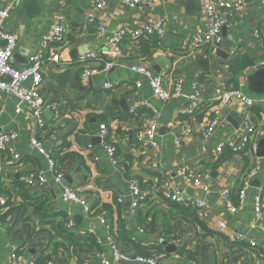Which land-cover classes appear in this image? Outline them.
Returning a JSON list of instances; mask_svg holds the SVG:
<instances>
[{"label": "crops", "instance_id": "crops-1", "mask_svg": "<svg viewBox=\"0 0 264 264\" xmlns=\"http://www.w3.org/2000/svg\"><path fill=\"white\" fill-rule=\"evenodd\" d=\"M97 1L37 0L26 3L18 0L4 22V30L16 37V48L10 60V64L16 68L26 65L29 56L37 51L42 35L54 25L63 24L67 28V43L59 50L61 64L46 65L41 88L43 96L60 106L59 118L52 121L55 111L53 108L45 110L42 117L46 126L39 137L46 150H52L55 157L58 155L61 158L56 159L59 163L63 162L64 181L76 187L90 205L97 204L96 211L111 208L109 219L116 218L114 239L120 250L131 254L133 248V245L130 247L118 239L120 233L130 237V240L133 236L135 241L131 242L134 244L148 235L145 240H149V243L154 241L164 250L159 234L169 223L168 226L172 228L169 242H175L178 247L186 244L184 249L189 253L178 255L176 251L169 254L164 250V254L157 256L161 264H232L236 260H240L242 264H264V211L258 220V226L251 227L255 219L253 197L259 191L264 197V156L254 158L247 151L230 156L229 150L224 148L222 154L214 157L215 146L227 143L231 137L235 138L242 126L241 107L232 103L224 109L221 125L209 140L195 136L181 149H177L173 143V134L185 120L180 112L190 105L187 95L191 82L198 73H201V95L209 99L217 86L226 85L232 79L237 82L245 80L246 75L264 61V46H260L254 35L258 30L264 37V8L260 1L245 0V6L231 26L222 30L218 56L204 51L195 58H185L179 45L185 38L205 31L203 7L199 0H193L186 7V0H164L157 6L144 2L134 8L124 7L120 0H101L104 6L95 11L92 23L87 22L86 13ZM157 18L164 20L165 34L169 36L165 37L163 43L153 47V37L137 41L124 40L123 57L116 61L112 70L87 80L80 78L81 68L76 62L80 55L97 52L108 57L107 42L119 28L133 30L136 26ZM99 29L102 32L96 36ZM167 49L174 52L173 56L166 54ZM240 55L248 57L253 65L234 77L228 71L227 63ZM199 60H206L208 68L199 65ZM135 64L146 65L154 74L166 72V85L172 77L181 76L184 80L182 95L165 104L160 103L152 97L147 78L130 70ZM106 80L116 85L115 90L110 93L103 90ZM136 82L141 83L138 89L135 88ZM258 99L264 100V96ZM142 103L160 110V117L157 119L159 146L155 151H142L135 142L137 126L150 114L148 108L142 107ZM17 105L15 96L0 93V131L18 130L17 139L8 143L6 148L18 155L20 163L15 168H7V177L4 182L0 181V191L9 193L20 191L16 181H23L28 172L46 168L44 160L29 144L32 137L31 110L28 106H21L17 112ZM134 105H139V108L132 117L128 109ZM73 106L80 110H74ZM257 115V119L264 121V112ZM204 119H207V114L200 112L195 114L193 121L201 123ZM101 123H108L110 139L117 148L118 165L109 162L98 136ZM68 154H74V157H67ZM219 157L221 161L217 163ZM187 164H194L196 170L210 172L212 189L208 195H204L200 189L185 185L179 177V169ZM251 164H257L258 168L250 179L251 186L245 193V204L236 215L231 216L219 202L217 193L222 187H228L237 193L244 176V166L247 168ZM45 176L47 184L36 190L35 194L38 197L48 194L51 197L48 203H52L54 213H70L75 223L72 231L81 235L84 222L79 220L80 210L75 205L63 203L60 200L62 188L52 181L51 174L46 173ZM130 177L151 188L161 186L164 180L169 179L173 189L181 193V196L204 199L210 211L209 218H199L193 208L191 209L198 221L180 215L171 216L167 213V204L158 197L152 205L141 208L147 216V222L152 216L156 218L154 231L148 232L149 227L145 230L136 222V218H131L130 196L129 200L126 197V201L121 204L122 208L116 204L118 196L128 194L127 180ZM162 215H165L168 222ZM7 216L5 222L0 219V264H9L12 248L21 246L25 238L21 230L15 236L8 233L7 229L15 212H9ZM217 221L225 223L224 233L217 231ZM95 232L105 243V234L98 224ZM236 233L246 235L247 242L252 241L257 247H240V244H249L229 241V236ZM103 250L104 255L109 258L107 248L103 247ZM33 254L31 250L26 258L30 259ZM69 257L76 260L73 256ZM97 261L100 263L101 259ZM58 262L68 264L69 261L60 257ZM112 262L110 261L111 264Z\"/></svg>", "mask_w": 264, "mask_h": 264}, {"label": "built area", "instance_id": "built-area-1", "mask_svg": "<svg viewBox=\"0 0 264 264\" xmlns=\"http://www.w3.org/2000/svg\"><path fill=\"white\" fill-rule=\"evenodd\" d=\"M18 0H0V93L15 96L18 100L16 111L20 110L21 106H28L31 110V124L30 130L32 137L29 141L30 146L37 152V154L44 160L46 168H38L28 172L23 177V182L32 190H39L44 187L48 180L45 174L52 175V181L62 188L60 193V200L69 205H75L81 212V223L84 222L82 234L92 236L96 244L103 248L106 247L109 253V258L104 255V252L99 255L100 264H161L157 255H139L134 253L122 252L116 244L114 239L116 218L110 220L108 215L103 212L96 211L90 205L86 198L79 193L76 187L64 181L65 174L62 165L58 162L52 150H46L39 139L41 133L44 131L46 123L42 117L45 110L53 108L55 111L52 121L59 118V107L55 101H50L42 95L41 88L44 83L45 67L48 64L60 65L59 50L67 43V28L63 24L54 25L49 31L42 35L37 51L29 56L27 63L23 68H16L10 64V60L16 48V37L8 30H4V22L8 18L11 8ZM164 0H120V3L125 7L134 8L140 3H147L149 5H159ZM203 7V15L205 19V31L199 32L195 35L185 38L179 48L183 51L185 58H195V56L209 52L215 56L220 50L219 43L221 41L222 30L231 26L235 17L242 11L245 6V0H199ZM261 6L264 8V0H259ZM62 3L65 5L64 1ZM104 2L98 0L95 2L89 12L86 13L87 22L92 23L95 18V11L101 9ZM62 9V7H60ZM102 29L96 31L98 36ZM165 22L161 18H157L147 24L136 26L133 30L119 28L108 40V57H104L97 52H89L80 55L77 63L81 68L80 78L87 80L98 74L109 72L116 65V61L123 57L122 44L124 40H139L141 38L153 37L158 40L157 46L164 42L165 39ZM256 39L260 42V46H264V37L258 30L254 32ZM168 50V49H167ZM167 55L173 56L172 51H165ZM264 61L261 63L263 64ZM92 64L93 66H91ZM260 65V64H259ZM258 66V65H257ZM130 70L137 75L147 78L148 86L151 95L154 99L162 104H165L173 98H178L183 92V82L181 76H174L171 78L169 84L164 83V78L167 73L154 74L146 65L135 64L130 67ZM198 73L190 85V92L187 99L190 105L187 109L180 112V116L185 120L180 124L178 130L173 134V143L177 149H181L184 144L193 137H198L202 140H209L218 126L221 125V115L224 109L229 107L232 103H237L243 111V123L232 138L227 143H219L214 148V157L217 158L222 154L224 148H227L232 155H237L242 152H250L253 157L259 149V142L264 139V121L257 119L259 117L253 108L260 106L264 112V100L254 99L244 94L243 89L247 91L246 81H236L233 83H226V85L217 86L214 89L212 96L208 99L201 95L200 77ZM141 83L136 82L135 88H140ZM116 85L110 81H105L103 90L109 93L115 90ZM250 93V92H249ZM251 94V93H250ZM257 96V95H256ZM260 95L259 97H263ZM142 107L148 108L150 114L145 119L141 120L135 131V142L137 147L142 151H155L159 142L157 139L158 123L157 119L160 117V110L150 107L146 103L141 104ZM139 105H134L128 109L130 116H135ZM206 113L207 119L201 123H195L193 118L197 113ZM98 136L100 137L109 162L112 165H118L119 159L116 155L117 148L113 140L110 139V129L108 123L100 124ZM18 137V130H4L0 131V181L4 182L7 177V168L12 169L18 166L20 159L18 155L12 150L7 149L6 145L15 141ZM231 155V156H232ZM97 160V158H94ZM220 160V157L218 158ZM217 160V162H218ZM257 160V159H256ZM244 166L243 178L240 184L239 191L234 193L228 187H222L217 193L218 200L226 209L228 214L234 216L245 204V193L250 188V179L256 173L257 164L249 167ZM179 177L185 185L195 189H200L204 195H208L212 189V179L210 172L203 170H196L194 164L183 165L178 171ZM128 194L126 196H118L117 203L123 204L126 197L129 200L131 218L135 219V211L138 207L147 202L156 201L161 194V197L171 202L180 203L184 206L193 208L197 216L201 219L209 218L210 211L204 199L191 198L189 196L183 197L181 193L175 191L169 179L163 181L162 185L151 188L148 185L140 183L136 178L130 177L127 180ZM13 196L15 195L14 193ZM237 195V204H235L231 195ZM38 195L34 194V198ZM22 202L19 196L12 198L7 197L0 191V217L4 216L7 210L12 206H17ZM253 206L255 219L251 223V227L258 226V220L264 211V197L259 191L253 197ZM66 230L72 231L75 228V223L71 218L70 213L66 215ZM36 229L42 228L36 219H31ZM1 224V223H0ZM96 224H98L105 234V243L97 236L95 232ZM18 228H21L19 225ZM216 228L219 233L226 231V225L223 221L216 222ZM174 237V236H173ZM132 241L135 238L131 237ZM175 241V240H174ZM229 241L246 242L250 248L257 247V244L248 241L246 235L234 234L229 236ZM154 243V242H153ZM168 245H174L177 250L184 248L175 242H166ZM31 251V250H30ZM22 246H14L10 253L9 264H38L37 259L42 256L41 251H34L30 259L26 258V254L30 252ZM49 249L45 254H51ZM57 257L64 258L69 261L68 264H77L76 260L70 259L66 254L59 252ZM194 264V262H192ZM43 264H59L55 256L47 259ZM90 264V262H89ZM232 264H242L240 260H236Z\"/></svg>", "mask_w": 264, "mask_h": 264}, {"label": "trees", "instance_id": "trees-1", "mask_svg": "<svg viewBox=\"0 0 264 264\" xmlns=\"http://www.w3.org/2000/svg\"><path fill=\"white\" fill-rule=\"evenodd\" d=\"M152 42L153 47L158 44V40L156 38H152ZM142 52H145L143 48ZM252 65L253 62L245 55L237 56L227 63L228 71L234 77H236L237 75L239 76L244 70L252 67ZM232 80L233 81L230 83L235 84L236 81L234 79ZM73 109L80 110L76 106H73ZM261 111L263 110L260 106L253 108V112H255L256 114H259V112ZM229 155L231 156L232 154L229 153ZM67 157L73 158L74 154H68ZM56 158L58 160H61L58 155H56ZM220 161L221 159L218 160L217 163H219ZM60 163L63 166V162L60 161ZM215 165H212V167H215ZM16 183L19 184L20 191H16V193H14V196L13 194L5 192L3 190H1V192L9 198L15 197L17 195L22 199V202L17 206H12V203H10L9 211H7L4 216L0 217V219L4 220L3 222H5V218H8L7 213L15 212V217L11 221V225L7 229V231L9 234H12L11 236H15L20 230L24 232L25 238L23 243H21V246L26 248V250L28 251L34 250L36 252H42V256L37 259L38 264H43L52 256H55L56 260L59 261V258L57 257V254L59 252H61L62 254H66L67 256H73L76 259L77 264H89V262L90 264H100L97 260L100 259L99 255L103 253L104 250L96 244L95 239L92 236L86 234L79 235L75 231L73 232L66 230V214L64 212H53L52 203H48V201L51 200V197L48 194H42L40 197L34 198V194L36 193L35 190H32V188L26 186L21 180H17ZM159 197H161V194H159ZM231 199L235 204H237V195L232 194ZM162 200L165 205L167 204V213H169L171 216L180 215L183 218H190L192 220L198 221L195 212L190 207L165 200L164 198H162ZM153 203L154 201L147 202L146 204L138 207L135 211L134 216V218H136V222H138L145 230H147L146 227H149L148 232L154 231L156 218L152 216L148 220L149 222H147V216L145 215V213H143V209L141 208H144L147 205H152ZM116 204L118 205V207L122 208V205L118 204L117 202ZM96 207L97 204H94L93 208ZM29 210H31L30 214ZM100 211L105 213V215H108V217L112 212L110 207L105 211L102 209ZM162 218L166 222H168V220L165 219V215H162ZM31 219H36L39 222L40 226H42V228L36 229L34 224L31 222ZM19 225L21 226V228H18ZM168 225L169 223H167L165 229L159 234L160 238L166 242H169L172 236V228ZM119 235L120 237L118 239L121 240L124 244L130 245V247L133 245V248L131 249L132 253L134 254L145 256H149L151 254L160 256L164 254V250L159 244H155L154 241L149 243V240H145L148 235L146 237L140 238L139 242H136L135 244L131 242L130 237H126L121 233ZM239 246L247 247L249 245L240 244ZM49 249L52 250V253L45 254ZM121 251L124 253H129L127 251ZM183 253L189 252H187L184 248H179V250H177L178 255ZM236 259L237 258H235V260Z\"/></svg>", "mask_w": 264, "mask_h": 264}, {"label": "water", "instance_id": "water-1", "mask_svg": "<svg viewBox=\"0 0 264 264\" xmlns=\"http://www.w3.org/2000/svg\"><path fill=\"white\" fill-rule=\"evenodd\" d=\"M26 1H29V0H23V2H26ZM34 1H37V0H30L29 2H26V3H31ZM192 1L193 0H186L184 6L186 7V5ZM165 37L168 38L169 36L165 35ZM219 52L220 51L217 52V56ZM198 64L201 65L205 69L208 68L206 60H199ZM245 81H246V88L248 92H250L253 95H257V96L264 95V63L252 69L246 75ZM263 146H264V139H262L259 142V149L256 153V156L258 157L264 156ZM81 219H82V216L79 215V220L81 221ZM161 245L164 247V250L169 254L177 251V248L174 245H168L166 241L164 240H161Z\"/></svg>", "mask_w": 264, "mask_h": 264}, {"label": "rangeland", "instance_id": "rangeland-1", "mask_svg": "<svg viewBox=\"0 0 264 264\" xmlns=\"http://www.w3.org/2000/svg\"><path fill=\"white\" fill-rule=\"evenodd\" d=\"M243 92L245 95L251 97V98H254V99H257V98H260L259 96H256V95H253V94H250L249 92H246L245 89H243ZM262 96V95H261Z\"/></svg>", "mask_w": 264, "mask_h": 264}]
</instances>
